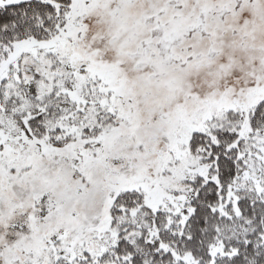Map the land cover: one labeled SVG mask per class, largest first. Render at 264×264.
Segmentation results:
<instances>
[{
	"label": "snow or ice",
	"instance_id": "6c2138e0",
	"mask_svg": "<svg viewBox=\"0 0 264 264\" xmlns=\"http://www.w3.org/2000/svg\"><path fill=\"white\" fill-rule=\"evenodd\" d=\"M0 264H264V0H0Z\"/></svg>",
	"mask_w": 264,
	"mask_h": 264
}]
</instances>
